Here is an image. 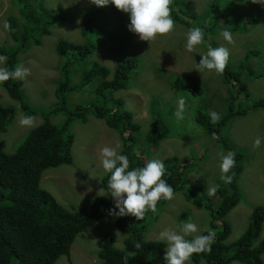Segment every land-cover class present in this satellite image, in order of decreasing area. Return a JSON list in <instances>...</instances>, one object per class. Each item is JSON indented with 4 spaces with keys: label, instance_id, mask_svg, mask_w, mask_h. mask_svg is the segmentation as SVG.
<instances>
[{
    "label": "rangeland",
    "instance_id": "obj_1",
    "mask_svg": "<svg viewBox=\"0 0 264 264\" xmlns=\"http://www.w3.org/2000/svg\"><path fill=\"white\" fill-rule=\"evenodd\" d=\"M39 2L51 11L57 8V4H62L60 7L68 14L60 27L52 28L49 35L40 38L39 44L28 45L17 57L16 67L22 66L29 70L24 79H18L22 81V91L29 104L36 109H48L56 102L55 88L60 79V70L54 47L60 37L82 41L80 25L83 16L94 8L101 9L102 15L93 23V27L101 26L100 35L97 36L93 29L89 32L92 38L100 42L92 59L113 68L130 54H137L139 65L135 71L132 70L124 89H106L102 94H96L94 88L98 80H94L81 89L67 93L64 111L52 114L50 120L55 124L62 122L66 118L65 111H71L78 103L116 110L115 100L123 99L124 107L132 113V121L139 126L132 143V152L145 153L146 162L150 159L162 161L171 155L189 160L179 180L182 188L174 192L171 200L161 199L158 217L148 222L144 231L145 239H158L159 233L166 229L183 235L180 230L186 222L197 225V232L186 238L200 235L209 226L210 211L197 208L192 201L186 200L190 196L186 188L191 187L203 204L216 207L211 202L219 204V200L211 198L208 189H217L225 183L220 178L219 165L220 156L226 152L213 142L212 136L196 121V116L201 112L210 117V113L215 111L220 115V120L224 118L230 101L231 85L225 84L222 74L215 70L198 71L195 68L200 56L206 54V46H223L229 50V67L240 71L241 80L247 85L249 93L247 98L243 91L238 95L234 92L237 95L235 105L246 106L253 100L264 98V4L253 3L252 0H171L170 9L178 13H194L197 15L191 20L194 25L210 28L209 33L203 36L202 43L189 51L186 47L188 31L183 24L175 22L171 32L158 34L149 41L140 40L137 34L127 28L128 14L112 4L100 7L91 0H0V47L8 51L15 46L9 34V18L15 17L21 21V8L26 5L28 8H37ZM256 14L258 16L254 24L245 26L247 17ZM222 28L232 29L231 42L223 38ZM248 52L251 54L246 57ZM241 61L260 75L249 76L245 66L239 65ZM7 66L6 59L0 61V68ZM78 78L77 73H74L71 76L72 83H76ZM195 85H202L196 94L191 91ZM180 98L184 100V107L182 117L178 119L176 112ZM0 104L15 107L13 120L5 131L0 132V145L11 154L28 131L41 123L42 118L19 109L1 81ZM24 116L33 118L31 127L19 124ZM155 119L164 122L166 132L163 140L154 147L150 125ZM70 131L74 136L72 162L44 169L40 186L52 193L65 208L73 210L82 205L90 206L95 196L107 191L98 187V182L106 173L101 165L100 150L118 144L120 152L122 140L116 129L92 113L87 114L85 121L72 120ZM221 131L223 138L242 155L243 169L238 178L239 202L226 216L231 226L226 243H232L247 228L253 206H264V110L251 109L245 115H235L221 126ZM129 133L130 130H126L123 136ZM257 138L261 139L259 146L254 143ZM104 197L111 196L106 194ZM115 228L114 221L105 218L99 224L78 233L71 245L70 255L59 256L54 264H100L96 240L102 232L114 231ZM116 232L119 234L115 245L122 247L126 234L119 230ZM261 236H264V223ZM167 247L168 244L164 253ZM262 258L264 260V253ZM16 262L14 259L12 264ZM185 264L195 263L189 259Z\"/></svg>",
    "mask_w": 264,
    "mask_h": 264
},
{
    "label": "trees",
    "instance_id": "obj_2",
    "mask_svg": "<svg viewBox=\"0 0 264 264\" xmlns=\"http://www.w3.org/2000/svg\"><path fill=\"white\" fill-rule=\"evenodd\" d=\"M61 5L57 4L54 11L45 8L40 2L37 8H28L26 5L21 8V21L15 17L9 18V34L15 46L8 51L0 47V55L6 57L9 71L16 67L18 55L27 49L28 45L39 44L43 35H49L52 28L60 27L66 21L68 13L60 7ZM101 15L102 10L99 8L85 13L80 25L82 41L62 37L57 41L54 49L59 58L60 79L55 88L57 100L48 109H36L29 104L22 91L21 80L10 78L1 81L8 95L17 102L19 109L29 115H40L42 121L28 131L15 152L9 154L0 145V264H12L14 259L17 260L16 264H54L59 256L70 255L71 245L78 233L86 231L94 224H99L105 218L113 220L115 227L125 233L126 237L122 242L123 246L117 247L115 245L116 228L114 231L108 230L100 234L96 240L100 264H165L161 253L163 242L149 241L144 237L147 224L150 220H154L156 212L147 210L140 219L132 215L118 217L109 215V209L113 208L114 201L111 197L106 198L101 195L95 196L90 206L82 205L78 209L70 210L60 204L52 193L40 186L44 169L70 164L74 141L70 131L71 122L74 119L85 121L89 113L104 119L110 127L116 129L119 135L130 130L128 136L122 137L120 150L121 154L128 157L129 170L143 167L146 163L144 158L131 154L134 153L132 152V143L135 140L133 133L139 129V126L132 121L131 112L123 108V99L115 100L118 106L115 111L103 107L92 108L90 105L78 103L71 111H65L66 118L62 122L55 124L50 120L52 114L64 111L67 93L83 88L94 78L98 80L95 88L98 94H102L106 89L125 88L131 78L132 70L135 71L139 65L136 55H129L116 63L113 68L92 59L100 42L92 38L89 32L93 29L97 36L100 35L101 26L93 27V23ZM170 15L174 22L183 24L187 31L198 27L202 30L203 36L210 31L206 25L196 26L192 23L191 20L197 18L194 13H178L170 9ZM257 16L258 14L249 17V22H254ZM19 27L20 30H18ZM225 30L232 32L231 28H222V31ZM17 41H19L18 44ZM206 47L209 49L208 46ZM250 54L251 52H248L246 57ZM239 65L245 66L249 76L260 75L247 68L243 61ZM74 73L79 76L76 83L71 81ZM221 74L223 82L231 85L226 117L219 123L212 122V124L208 121L207 115L199 112L196 121L216 142L235 153L236 163L228 173L232 176L231 183L217 188L211 195V198L219 200V204L211 202L216 207L203 204L191 187L186 188L190 191V196L186 197V200L192 201L197 208H206L210 211L209 226L200 235H206L209 229L215 233L211 249L193 253L190 260L195 264L201 261L205 264H232L233 262L264 264L261 258L264 253V237L260 238L264 222V206H253L247 228L236 241L226 243V238L231 232L226 216L239 202L238 178L243 166L239 161L241 154L231 148L220 134V126L231 117L245 115L251 109L264 110V98L253 100L246 106L235 105L240 92L243 91L245 97H249L247 85L241 80L240 71L232 70L228 63ZM194 88L191 91L196 94L200 92L202 85H195ZM14 115L15 107L0 104V132L6 130ZM150 127L152 144L156 145L164 138L166 127L160 119H155ZM178 163L179 159L176 156L163 161L165 174L162 179L166 180L174 192L182 188L179 180L189 165L188 161ZM109 178L110 173L106 172L98 182V187L108 191ZM157 205L162 206V201H158ZM193 238L194 236H191L186 239Z\"/></svg>",
    "mask_w": 264,
    "mask_h": 264
},
{
    "label": "clouds",
    "instance_id": "obj_3",
    "mask_svg": "<svg viewBox=\"0 0 264 264\" xmlns=\"http://www.w3.org/2000/svg\"><path fill=\"white\" fill-rule=\"evenodd\" d=\"M91 2L100 7L112 4L118 10L127 13L129 18L127 28L132 33L137 34L140 40L149 41L151 39H154L158 34H166L174 29L175 22L170 15L169 8L171 0H91ZM252 2L264 4V0H252ZM248 18L249 17H247L245 21V26L246 24H254V22L256 21L255 20L254 22H249ZM222 36L226 41L231 42L232 36L229 31H223ZM202 41L203 32L200 28L197 27L188 31L186 36V47L189 51H192L195 46L201 44ZM130 55H136L138 60L137 54ZM200 57L201 59L197 64V68L195 69H197L198 71H202L205 69L209 71L215 70L217 73H222L229 59V50L223 46L209 48L206 54L201 55ZM5 59V57L0 56V61H4ZM28 74L29 70L22 66H17L11 71H9L7 68H0V81H6L10 78L24 79ZM94 80H97V78H94L92 81ZM95 88L94 92L96 93ZM112 90L116 91L119 89ZM178 104L179 107L176 112V116L179 119L182 117L184 107L183 98L179 99ZM90 107L95 108L92 105H90ZM123 108H125L124 105ZM207 116L209 117V115ZM210 117L208 118V121H210V123H219L223 119L222 118L220 120V115L215 111L210 113ZM228 121L229 120H227V122ZM19 124L21 126L31 127L33 125V118L31 116H24L19 120ZM221 126L220 134L222 136ZM138 131L139 129L135 133H133L134 137L137 135ZM120 137L122 139V137L124 136L120 135ZM160 141L156 145L152 144V146H157ZM213 142L217 145L222 146V149L226 152V154L220 156V178L225 182L223 185L218 187L221 188L225 187L226 183H231L232 181V176L228 175V173L235 166V153L232 152L231 149L216 142L215 139H213ZM254 143L256 146H259L261 143V139L257 138ZM228 144L231 145L230 147L235 151L239 152L235 148V146L230 143ZM118 148L119 145L117 144L116 147L105 146L100 150L102 168L105 170V172L110 173V178L107 182L108 191L104 192L101 196L109 194L114 201L113 208L109 209V215H114L117 217L132 215L137 219H140L143 217L145 211L151 210L153 212H156V217H154V219H156L161 208V206L157 205V202L161 199L171 200L174 196L173 188L166 182V180L162 179L165 174V166L163 164V161L172 156H176L179 159L178 164L183 161L189 162V160L181 159L177 155H171L167 156L162 161L158 159H150L144 164L143 167L132 168L131 170H129L128 157L127 155L121 154V152L118 151ZM134 154L141 159H143L145 156V153L143 152H135ZM241 160L242 155L239 161ZM215 192V187L208 189L209 195H213ZM262 229L260 231V238L264 237L261 236ZM180 231L183 233V235L177 233L176 231L166 229L159 233L158 239H147L149 241L159 240L163 242L164 245L161 248V253L164 256L165 264H185V262L190 259L193 253L210 250L211 245L214 242L215 233L210 229L208 230V233L206 235L195 236L192 240L185 239V236L197 232V225L192 222L184 223ZM118 234L119 233H117L115 237ZM167 244L168 247L164 253ZM137 246L139 247V245Z\"/></svg>",
    "mask_w": 264,
    "mask_h": 264
}]
</instances>
